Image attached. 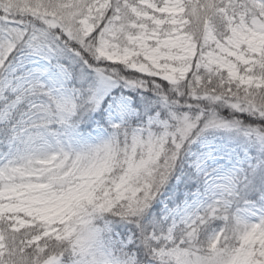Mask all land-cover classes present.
Here are the masks:
<instances>
[{
    "label": "snow or ice",
    "instance_id": "1",
    "mask_svg": "<svg viewBox=\"0 0 264 264\" xmlns=\"http://www.w3.org/2000/svg\"><path fill=\"white\" fill-rule=\"evenodd\" d=\"M0 264H264V0H0Z\"/></svg>",
    "mask_w": 264,
    "mask_h": 264
}]
</instances>
